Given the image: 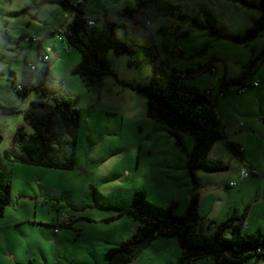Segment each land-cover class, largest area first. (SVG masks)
Returning a JSON list of instances; mask_svg holds the SVG:
<instances>
[{
  "label": "rangeland",
  "instance_id": "374dc122",
  "mask_svg": "<svg viewBox=\"0 0 264 264\" xmlns=\"http://www.w3.org/2000/svg\"><path fill=\"white\" fill-rule=\"evenodd\" d=\"M67 1L72 5L81 1L85 15L93 17L97 27L104 11L134 7V0ZM166 1L201 19L209 10L217 23L236 34L260 15L256 6L234 0ZM72 12L61 0H0V106L23 109L30 100L46 99L34 91L26 96L14 91L24 61H35L39 45L40 53L48 55L39 65H47L50 76L63 82L65 92L77 98L80 109L71 168L27 164L5 156L16 129L21 125L31 129L19 112L0 115V165L12 176L11 198L0 216V264H105V250L129 237L132 226L139 223L130 206L134 190L161 207L174 202L176 214H182L191 195L197 193L201 211L213 212L209 215L214 217L213 225L209 217L199 215L207 234L227 216H240L248 206V230L243 232H264V59L252 76L258 87L236 93V85L227 84L229 92L220 95L219 91L223 79L240 74L252 56L251 48L255 53L262 48L264 30L240 44L210 35L203 28H190L171 16L157 17L147 26L158 58L173 66L185 83L217 98L215 112L225 138L213 143L205 160L227 168L198 170L193 183L186 167L193 137L187 132L174 133L148 117L146 96L135 88L147 83L150 61L140 52L128 55L109 50L105 57L116 76L105 75L98 86L88 88L72 72L79 52L69 46L64 34L58 39L52 33L66 30ZM33 37L38 41H31ZM208 64L213 65L212 72L204 69ZM225 140L240 141L246 149V167L258 173L239 179L242 160ZM234 180L236 185H227ZM60 212L74 217L71 225L58 224ZM121 230L127 232L122 239ZM181 251L176 236H158L125 264H177ZM190 264L215 262L198 258ZM243 264H264V259L253 256Z\"/></svg>",
  "mask_w": 264,
  "mask_h": 264
},
{
  "label": "trees",
  "instance_id": "16d2710c",
  "mask_svg": "<svg viewBox=\"0 0 264 264\" xmlns=\"http://www.w3.org/2000/svg\"><path fill=\"white\" fill-rule=\"evenodd\" d=\"M234 1L245 6H256L260 11L252 25L241 34L232 33L224 25L217 23L209 10L205 18L201 19L197 15L183 12L178 5L166 0H134V7L106 10L99 27L95 26V22L88 24L89 17L85 15L81 1L72 5L67 0H61L75 14L67 21L66 30L52 31L60 36L64 34L69 46L79 52L80 59L72 72L88 88L98 86L105 75L116 76L105 57L109 50L128 55L140 52L150 61L147 83L138 84L135 88L146 96L148 117L174 133L187 132L193 137V146L186 155V167L193 183L196 182L195 172L198 170L213 172L227 168L224 164L208 163L205 160L213 143L225 138L215 112L217 98L212 99L206 94V90L201 91L195 85L185 83L183 76L173 66L158 58L153 51V37L147 26L157 17L171 16L184 21L190 28H203L210 35L247 44L264 30V0H258L257 5L247 0ZM37 48L35 61H24L19 84L21 89L16 90L15 85L14 91L24 96L34 91L44 95L46 99L30 100L23 109L0 106V115L19 112L31 129L28 131L23 125L19 126L14 133L12 146L4 151V155H11L13 161L27 164L71 168L80 119L77 98L65 92L61 80L50 76L47 65H39L43 61L41 57L46 53H40L39 45ZM176 50L182 52L180 47ZM251 51L252 56L244 64L240 74L229 80H222L219 91L223 95L230 91L227 84H234L236 88L251 87L252 76L264 59V45L258 53L253 48ZM30 64H34L35 69H31ZM205 67L212 72V64ZM177 143L183 148L178 138ZM225 144L243 159L240 145L229 140H225ZM11 186L10 172L0 165V216L10 201ZM198 199V194L193 193L184 212L176 214L173 211L174 202L161 207L148 201L143 192L134 190L130 206L139 223L129 237L105 250V264H125L131 261L158 236L177 237L182 250L177 264H190L198 258H209L215 264H243L253 256L264 259V232L260 229L254 233L242 231L248 207H245L240 216H227L215 225L213 233L207 234L202 231ZM71 221L65 226L71 225ZM198 227L200 231L197 230Z\"/></svg>",
  "mask_w": 264,
  "mask_h": 264
},
{
  "label": "built area",
  "instance_id": "2783aa9c",
  "mask_svg": "<svg viewBox=\"0 0 264 264\" xmlns=\"http://www.w3.org/2000/svg\"><path fill=\"white\" fill-rule=\"evenodd\" d=\"M75 14V12L73 11L72 12V15L69 17V20L71 19V17L73 16ZM88 24L89 25H92V24H94V20L92 19V18H89L88 19ZM55 36H56V38H58V39H61L62 37L59 35V34H57V33H55L54 34ZM38 41V39L37 38H35V37H33V38H31V41ZM42 60L43 61H46L47 59H48V55L47 54H44L42 57ZM30 68L31 69H35V65L34 64H30ZM212 71H213V68H212ZM250 86L251 87H257L258 86V82L257 81H251V83H250ZM248 87H246V86H238L236 89H235V92L236 93H243V92H245L246 91V89H247ZM19 89H21L20 88V85H17L16 86V90H19ZM207 93H209V91L207 90L206 91ZM220 95H223V93L222 92H220ZM240 150H242V147H240ZM243 162V164H242V167L240 168V171H239V179H244V178H246L250 173H258L257 172V170H255V169H253V168H247L246 166V163L244 162V161H242ZM228 185L229 186H234V185H236V181L234 180V181H230L229 183H228ZM74 219V217L73 216H68L66 213H64V212H60L59 213V215H58V224L59 225H66V224H68L69 223V221H71V220H73ZM55 229V231H58V228H54Z\"/></svg>",
  "mask_w": 264,
  "mask_h": 264
},
{
  "label": "crops",
  "instance_id": "0c3cea01",
  "mask_svg": "<svg viewBox=\"0 0 264 264\" xmlns=\"http://www.w3.org/2000/svg\"><path fill=\"white\" fill-rule=\"evenodd\" d=\"M89 18H93V17H89ZM94 19V18H93ZM209 65V64H208ZM206 67H204V69H205ZM257 81L258 82V80H256V79H253L252 78V81ZM192 85H194V84H192ZM258 86H259V82H258ZM257 86V87H258ZM263 121H264V119H263ZM263 125H264V123H263ZM234 143H236V144H238V145H240L241 147H242V149H243V151H242V158H244L245 157V154H246V149L245 148H243V146L241 145V142L240 141H234ZM242 161H244V159H241ZM245 162V161H244ZM246 163V162H245ZM242 164H243V162H242ZM246 165H247V163H246ZM242 167V166H241ZM250 168H252V167H250ZM254 169V168H253ZM239 171H240V169H239ZM239 173V172H238ZM229 183V182H228ZM228 185V184H227ZM262 199H263V197H262ZM246 207H248V206H246ZM248 210H249V208H248ZM248 210H247V213H248ZM211 213H213L212 212V209H210V210H207L206 212H205V214L201 211V209H200V200H198V214L201 216V215H206L207 217H209V219H211L210 220V222H212V221H214V217H210L209 215L211 214ZM247 213H246V215H245V218H244V222H243V226H242V231L243 230H248V226H247ZM219 223V222H218ZM137 225L138 224H136V225H133L132 226V230H131V227H130V229H129V231L131 230V231H134L135 229H136V227H137ZM258 230V229H257ZM256 231V230H255ZM254 231V232H255ZM119 232H121L120 233V239H122L124 236H125V233H127V232H123V230H121V231H119ZM254 232H248V233H254ZM124 233V234H123ZM133 233V232H132ZM131 233V234H132ZM122 235H124V236H122ZM121 241V240H120ZM119 241V242H120ZM166 245V244H165ZM163 249L165 250V249H167V245L166 246H164L163 247ZM210 260V259H209Z\"/></svg>",
  "mask_w": 264,
  "mask_h": 264
}]
</instances>
